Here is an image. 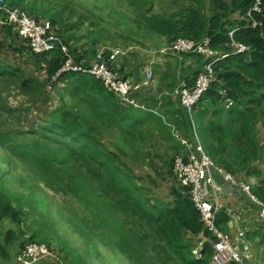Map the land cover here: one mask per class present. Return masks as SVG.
Here are the masks:
<instances>
[{
    "label": "trees",
    "instance_id": "trees-1",
    "mask_svg": "<svg viewBox=\"0 0 264 264\" xmlns=\"http://www.w3.org/2000/svg\"><path fill=\"white\" fill-rule=\"evenodd\" d=\"M6 1L9 6L13 7H23L27 3L28 14L40 22L49 20L54 31L75 54L78 63L86 64V58H92L97 54L94 47L91 50L80 51L77 47L70 46L72 45L70 44L71 37L64 38L60 34L59 24L64 22L62 11H51L44 5L39 6L36 1ZM210 1L212 10L208 13L191 5L180 7L169 14L144 15L136 21V24L139 29L152 36L165 38L168 43L178 37L193 40L208 37L213 49L227 54L214 63L215 80L211 82L209 88L194 106L193 118L196 134L205 152L218 168L237 176L236 164L245 166L250 161L249 156H256L258 159L264 156V134L259 140L254 132V127L264 115V0L260 4V11L253 10L256 0ZM4 17L3 12H0V21ZM254 20L258 22L256 26L253 25ZM6 32L15 34L20 45L19 51L29 52L35 60L36 67H40L43 63L47 64L46 71L50 87L56 82H63L66 87L83 88L85 97L82 100L84 104L82 108L88 111L89 108L90 110L95 109L94 111L99 112L96 120L101 122V126L107 124L111 127L116 139V147L120 151L108 149L98 137L96 138V127L99 126L92 124L93 122L86 115L87 111L83 109V111L74 113L64 107V102L62 106H59L60 108L56 109V114L53 113L47 118L46 123L29 133L39 135L38 138H30L31 140L25 142L26 147L35 155L32 159H39V155H49L46 140L48 137L63 136L76 141L78 144L76 147L70 143L65 144L70 148V153L79 155L87 164L92 176L104 182L108 191L105 194L114 198L112 195L114 192L119 196L115 198L114 205L125 212L132 223L140 229L143 237L153 238L150 242L151 247L160 250L159 252H162L171 264H211L213 252L211 240L215 237L208 232L201 221L200 212L191 198L189 187L182 185L179 181L176 183L178 177L174 172V160L177 155H183L186 152V146L175 137L172 128L173 125L176 132L182 136L191 138L193 135L191 117L183 107L180 96L175 94V89L182 86L190 88L194 86L203 70L205 57L193 52H183L180 55L167 56L163 62L156 60L159 64L153 69H155L157 80L161 79L163 82L162 88L165 89V93H160L161 88L157 84L147 88L157 109L149 110L123 102L116 93L107 89L101 81L94 79L88 73L77 70L60 72V68L66 61V54L60 47L43 53H35L30 48L29 40L22 37L13 25L0 22V34ZM233 39L248 45L249 49L245 52L232 53L231 41ZM2 44L0 42V49ZM110 52L109 50L104 51L106 58L109 57ZM139 52L145 57L146 61L143 58V62L146 65L155 60L149 53L146 56L143 50ZM189 58H195L198 61V67H189L184 70L181 68V63ZM172 61L173 64H178L180 71L167 69L166 66H169ZM139 64L140 62L137 63ZM117 71L120 77H128L119 68ZM1 78L7 81L16 79L15 81L25 93L37 95L38 98L43 95V83L39 79L27 77L23 69L2 60H0ZM222 89L226 90L225 95L220 93ZM225 97L231 98L233 103L226 106ZM140 102L145 105L142 101ZM134 109L141 112H136ZM166 111L170 118L164 123L163 118ZM104 112L108 114L106 118L102 116ZM154 120H162L164 138L166 136L170 140L167 156H157L158 152H155V156H140L139 152L137 156H129L134 150L130 154L128 150L137 147L134 138L138 135L135 134H139L138 141L144 139V135L146 137L144 128L149 125V121ZM235 125L236 128H234ZM11 139L12 136L8 133H0V143H10ZM153 145L156 146V144ZM122 156L131 159L134 165H129L122 159ZM137 168H149L157 175V178H154L153 174L142 175L137 172ZM158 177L171 181V197L164 198L154 192L160 185ZM68 178L70 180L68 189L72 193L76 192L73 197L75 195L85 208L94 207L90 217L94 229L104 231L108 222L100 213L97 203L89 198L84 184L72 175ZM2 181L3 175H0V183ZM79 190L80 194H78ZM252 191L261 202H264V179L253 186ZM12 199L15 198L0 188V221L7 218L17 223L21 221L23 211L14 206ZM256 207L255 210L259 211V207ZM255 210L254 207H249L248 219L251 218L252 213L256 215ZM230 219L231 215L227 212V208L223 207L216 220L219 229L226 232ZM258 225H254L247 237L258 236L260 242L264 244V224ZM20 235L24 238L19 239ZM34 236L32 234L26 237L22 230L7 229L4 234L0 231V256L4 259H12L9 246L14 239H19V253L29 242H44L54 253V257H50L52 261L62 264L64 258L62 256V260H58L56 254L59 255V253L55 252L52 244ZM204 236L207 239H204L201 255L198 256L193 250ZM125 244L132 247L127 241ZM231 264L238 263L232 262Z\"/></svg>",
    "mask_w": 264,
    "mask_h": 264
},
{
    "label": "rangeland",
    "instance_id": "rangeland-1",
    "mask_svg": "<svg viewBox=\"0 0 264 264\" xmlns=\"http://www.w3.org/2000/svg\"><path fill=\"white\" fill-rule=\"evenodd\" d=\"M31 1H36L39 6L44 5L51 11L63 12L64 22L59 24L60 34L64 38L71 37L70 46L77 47L80 51L94 47L97 52L121 48L126 51L124 56H130L133 66L138 62L140 66H146L143 62L145 57L138 50H154L169 44L167 40L158 39L137 27L136 21L142 16L152 13L169 14L180 7L191 5L202 9L204 13L212 10L210 0H28ZM21 8L27 11V3ZM0 37V42L3 43L0 60L18 66L27 77L37 78L43 83V95L38 98L37 95L23 92L16 79H0V133L6 132L12 136L10 143H0V175H3L0 188L15 198L12 199L14 206L23 211L19 223L7 218L3 229L22 230L26 237L33 234L37 239L49 241L55 252L59 253L56 254L58 260H62L63 256L62 264H171L160 250L151 247L153 238L143 237L140 229L125 212L116 208L114 200L119 196L114 192V198L105 194L108 191L104 182L92 176L79 155L70 153V148L65 144L70 143L76 147V141L63 136L48 137L49 155H39V159H32L35 155L26 147L25 142L30 138H38L39 135L29 133L46 123L47 118L56 114V109L64 102L67 110L74 113L83 111L82 100L85 95L82 87L73 89L66 87L63 82H56L50 87L47 64L36 67L29 52L19 51L20 45L13 32L0 34ZM145 54L147 56V52ZM116 63L117 61L112 65L113 68L119 66ZM166 67L170 71H180L178 64H173V61ZM151 71L156 86L155 69ZM94 110L84 109L92 124L99 126L96 127V138L108 149L120 152L111 127L107 124L101 126V122L96 120L99 112ZM106 115L108 114L104 112L102 116L106 118ZM262 119L264 120V115ZM262 119L254 127L259 140L264 134ZM249 157L247 165H235V173L253 189V186L264 179V156L259 159L256 156ZM122 159L129 165H134L131 159L124 156ZM137 172L142 175L153 174L157 178L149 168H137ZM69 175L84 184L89 198L97 203L100 213L108 222L104 231L94 229L90 220L94 207L85 208L75 195L73 197L76 192L72 193L68 189ZM157 180L160 185L154 192L164 198L171 197V181L160 177ZM80 193L79 190L78 194ZM221 201L226 208L229 207L227 210L231 215V223L228 222L225 231L232 235V239L240 231L247 233L249 228H253L254 218L238 217L246 206L254 207L255 210L254 202L246 198L244 206L225 193L221 194ZM255 211L257 215L260 214V211ZM18 237L24 238L21 235ZM124 240L132 247L127 246ZM245 240L249 245V264H264V244L260 242V237H247L246 234ZM200 244L198 241L194 249L198 250ZM52 263L57 264L55 261Z\"/></svg>",
    "mask_w": 264,
    "mask_h": 264
},
{
    "label": "built area",
    "instance_id": "built-area-1",
    "mask_svg": "<svg viewBox=\"0 0 264 264\" xmlns=\"http://www.w3.org/2000/svg\"><path fill=\"white\" fill-rule=\"evenodd\" d=\"M262 1L256 0L253 10L260 11ZM0 12L5 15L0 22L13 25L22 37L29 40L30 48L33 52L43 53L60 47L66 54V61L60 68V72L77 70L88 73L94 79L101 81L107 89L116 93L123 102L139 108L145 107L133 94L137 90L150 88L154 84L153 72L151 68L149 69V66H146L142 77L135 79L120 77L119 73L112 68V65L116 60V56L123 53L121 48L111 50L108 58L104 55V50H100L92 58H86V64L78 63L75 54L62 41L59 34L54 31V27L49 20L40 22L28 14L25 9L9 6L6 0H0ZM257 24L258 22L254 20L253 25L256 26ZM231 46L233 49L232 53L245 52L249 49L248 45L234 39L231 41ZM145 52L149 53L153 59H158L166 54L183 52H193L205 57L203 70L197 77L194 86L191 88L182 86L175 89V94L180 96L183 107L191 117L193 135H191V138L182 136L176 132L175 127L172 125L175 137L186 146L185 154L175 157L174 172L182 185L189 187L191 198L200 212L201 221L208 232L215 237L214 240H211L213 248L211 264H231L232 262L249 264L250 251L249 245L245 240V232L240 231L237 237L232 239L230 235L220 230L217 226V215L224 207L221 201L223 192L210 175L209 167L216 165L205 152L200 138L196 134L193 121L194 106L209 88L211 82L215 80L214 63L218 59L227 56V54H222L218 50L213 49L210 46L208 37L200 40L178 37L165 47L157 50L146 49ZM152 62L148 63L151 64ZM220 93L225 95L226 90L222 89ZM225 103L226 106H229L233 101L231 98L225 97ZM219 169L228 182L238 186L243 195L259 207L260 214L264 218V202H261L256 197L251 186L231 172ZM202 245L203 241L198 250H193L198 256L201 255ZM50 257H54V253L46 243L33 241L27 243L25 248L17 255L16 264H39Z\"/></svg>",
    "mask_w": 264,
    "mask_h": 264
},
{
    "label": "crops",
    "instance_id": "crops-1",
    "mask_svg": "<svg viewBox=\"0 0 264 264\" xmlns=\"http://www.w3.org/2000/svg\"><path fill=\"white\" fill-rule=\"evenodd\" d=\"M157 38L161 39V40L165 39V38H159V37H157ZM138 52H139V50H138ZM139 54H141V53L139 52ZM129 58H130L129 55L128 56L127 55L124 56V54H119L115 61H117V63H119L118 64L119 66H117V68H119L121 72L123 71V73L127 74L128 76H130L131 78H134V79L143 76V73H144V71L146 69V66H149V69L150 68L153 69L155 66H158V64H159V62L155 61L152 64L148 63L146 66H140V64L136 65V66L135 65L133 66V64L129 60ZM170 60H173V59H170ZM197 62L198 61L195 58H189L188 60H185L184 63L183 62L181 63L182 64L181 68H184V70H186L189 67H196V66L198 67ZM158 80H157V85H159V87L161 88L160 89L161 90L160 93L164 94L165 93V89L162 88L163 82H161V79H158ZM134 96H135L136 99L142 101L147 106L146 107L147 109H149V110H157L156 107H155V104H154L155 101H154L152 95H150V93H148V89L135 91L134 92ZM162 110H164V109L162 108ZM135 111L136 112H141V111H138V110H135ZM168 116H169V114L166 111V114L164 115V118H163L164 123H166V121L169 120L170 116L169 117ZM161 122H162V120L149 121V123H148L149 125H147L144 128V130L146 132V137L144 135V139H141L140 141H138L139 134L138 133L135 134V135H138V136H136L134 138L135 139L134 142H135L137 147H135L132 150H128L129 154L134 150L132 152V154L129 155V156H137V152H139L140 156H155V152H158L159 155H157V156H167V154L169 153L168 145H169V141L170 140L167 139L166 136L164 138V133L165 132H164V130L162 128V127H164V124L162 126ZM144 130H143V132H144ZM139 143H142V145H139ZM153 144H156V146H154ZM230 196H232V195H230ZM232 197H234V196H232ZM227 199H230V198H227ZM234 199L240 201L244 206H246V204H245V202H246L245 196H243V198H241V199L234 197ZM228 208L229 207L227 206V209ZM248 209H249V207H247V206H246V208H243L242 211H241L242 214L239 215L238 219H241V217H246L248 215V213H247ZM258 210H259V208H258ZM227 212L229 213L228 210H227ZM254 216H255V218H254ZM251 217L254 218L253 223H255V225H258V223H259V225L264 224V218L261 216V214H258V215L254 214ZM5 222H6V220L0 221V231L2 232V234H4V232L7 230V229H5V230L3 229V225H4ZM229 223H231V220H229ZM253 228H254V226H253ZM253 228H251V229L249 228L248 229L247 233H245V238H246V234L248 236V232L250 230H252ZM226 233L228 235H230L228 232H226ZM230 236H232V235H230ZM235 237H237V236H235ZM254 237H258V236H254ZM204 239H207V238L204 236L199 241L202 242V241H204ZM9 250H10V255H11L12 259L8 260V259H4L2 256H0V264H16V257L19 254V239H14L10 243ZM39 264H53V263H52V259L51 258H47L44 261H41Z\"/></svg>",
    "mask_w": 264,
    "mask_h": 264
},
{
    "label": "water",
    "instance_id": "water-1",
    "mask_svg": "<svg viewBox=\"0 0 264 264\" xmlns=\"http://www.w3.org/2000/svg\"><path fill=\"white\" fill-rule=\"evenodd\" d=\"M209 172L211 177L215 180L216 184L221 188L222 192L227 195H232L236 198H243L241 189L233 183L228 182L219 168L210 166Z\"/></svg>",
    "mask_w": 264,
    "mask_h": 264
},
{
    "label": "clouds",
    "instance_id": "clouds-1",
    "mask_svg": "<svg viewBox=\"0 0 264 264\" xmlns=\"http://www.w3.org/2000/svg\"><path fill=\"white\" fill-rule=\"evenodd\" d=\"M171 42H172V41H171ZM171 42H170V43H171ZM170 43H169V44H170ZM169 44H167V45H169ZM167 45H165V46H167ZM165 46H163V47H165ZM160 48H162V47H160ZM158 49H159V48H158ZM122 50H123V49H122ZM142 50L145 52L146 49H142ZM155 50H157V49H155ZM124 51H125V50H124ZM124 51H123V53H120V54H125L126 51H125V52H124ZM180 54H181V53H179V54H166V55H164L163 57H160V58H158V59H155L153 62H155L156 60H158V61L160 60L161 62H163L164 59H165L167 56H174V55H180ZM118 55H119V54H118ZM118 55H117V56H118ZM117 56H116V58H117ZM114 62H115V61H114ZM153 62H152V63H153ZM204 62H205V61H204ZM152 63H151V64H152ZM152 70H153V69H152ZM128 77H130V76H128ZM110 91H111V90H110ZM137 91H139V90H137ZM112 92H113V91H112ZM134 97H135V96H134ZM139 102H140V101H139ZM140 103H141V102H140ZM134 107H135V106H134ZM144 108H146V107H144ZM193 121H194V118H193ZM191 123H192V122H191ZM194 124H195V122H194ZM184 154H185V153H184ZM184 154H183V155H184ZM243 196H244V195H243ZM235 198H236V197H235ZM224 207H225V206H224Z\"/></svg>",
    "mask_w": 264,
    "mask_h": 264
}]
</instances>
